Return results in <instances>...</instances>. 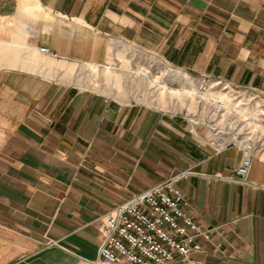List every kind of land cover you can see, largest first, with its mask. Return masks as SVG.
Masks as SVG:
<instances>
[{
  "label": "crops",
  "instance_id": "obj_1",
  "mask_svg": "<svg viewBox=\"0 0 264 264\" xmlns=\"http://www.w3.org/2000/svg\"><path fill=\"white\" fill-rule=\"evenodd\" d=\"M127 42L197 77L264 89V0H0V264L96 259L106 213L182 172L175 184L211 234L192 256L264 264L263 153L253 184L230 181L236 147L65 79L69 64L105 65ZM43 54L53 61L32 58Z\"/></svg>",
  "mask_w": 264,
  "mask_h": 264
},
{
  "label": "built area",
  "instance_id": "obj_2",
  "mask_svg": "<svg viewBox=\"0 0 264 264\" xmlns=\"http://www.w3.org/2000/svg\"><path fill=\"white\" fill-rule=\"evenodd\" d=\"M40 50L45 52L46 48L41 47ZM206 78L213 81L203 83ZM201 80L200 94L208 88L216 95L222 94L223 100L215 102L212 97L206 99L198 96L206 104V138L199 132L200 121L193 128L195 119L185 115L187 125L192 133L205 139L217 150L228 146L239 149L243 154L241 163L223 178L253 184L248 178L251 161L253 155H264V135L253 142L257 130L251 123L256 117L253 115L255 113L262 121L258 122L264 124V89L234 84L219 77H203ZM259 104L261 108L258 109ZM246 136L253 142L252 151L242 144ZM186 174L182 172L135 193L106 213L100 226L98 257L93 260L82 259L80 264H168L176 260L203 264L192 256L194 252L200 251L196 239H209L211 234L190 213V200L175 184L176 178Z\"/></svg>",
  "mask_w": 264,
  "mask_h": 264
},
{
  "label": "rangeland",
  "instance_id": "obj_3",
  "mask_svg": "<svg viewBox=\"0 0 264 264\" xmlns=\"http://www.w3.org/2000/svg\"><path fill=\"white\" fill-rule=\"evenodd\" d=\"M124 46L128 48L125 49ZM113 52L115 59L105 65L69 64L67 69L70 74H67L65 79L81 87L100 91L120 103H145L161 108L167 113L181 115L182 118L188 115L195 119L194 128L199 121L201 122L199 132L203 137L206 136L207 128L204 123L207 116L204 108L206 104L198 96L206 99L212 96L223 100L222 94L216 95L208 88L200 94L199 84L203 77H197L187 70L171 65L156 53L140 46L127 42ZM32 58L40 63L53 61L44 54ZM58 63L65 65V62ZM211 81L213 80L206 78L203 83ZM257 108H261V104L257 105ZM253 115L256 117H253L254 121L251 124L257 130L253 136V142H256L264 135V124L260 123L262 121L257 114ZM249 139V136H246L242 140L244 146L253 145Z\"/></svg>",
  "mask_w": 264,
  "mask_h": 264
},
{
  "label": "bare ground",
  "instance_id": "obj_4",
  "mask_svg": "<svg viewBox=\"0 0 264 264\" xmlns=\"http://www.w3.org/2000/svg\"><path fill=\"white\" fill-rule=\"evenodd\" d=\"M212 97V96H211ZM213 98V97H212ZM215 99V98H214ZM218 100H221V99H215V102H217ZM193 125H194V123H193ZM213 138H214V140L215 141H218V138L216 137V136H213ZM242 144L244 145V143L242 142ZM246 147V149L247 148H251V151L254 149V147H253V145L250 147V146H245Z\"/></svg>",
  "mask_w": 264,
  "mask_h": 264
}]
</instances>
